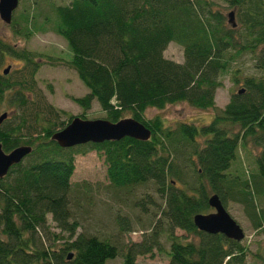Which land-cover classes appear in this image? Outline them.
I'll return each mask as SVG.
<instances>
[{"label":"trees","instance_id":"obj_1","mask_svg":"<svg viewBox=\"0 0 264 264\" xmlns=\"http://www.w3.org/2000/svg\"><path fill=\"white\" fill-rule=\"evenodd\" d=\"M223 2L234 12V28L210 0H70L51 8L54 19L45 23L69 52L55 63L74 72L86 89L72 102L86 112L94 100L110 123L135 120L149 131L147 141L125 137L59 148L50 137L72 118L60 120L65 113L47 104L34 82L40 63L53 65L56 59L39 61L0 39V67L6 58L21 63L13 72L0 71V115L6 114L0 149L30 148L0 179V264H105L117 257L134 264L137 256L161 251L157 226L124 247L76 232L66 192L74 157L88 152L102 157L114 188L153 185L161 200L158 217L167 225L166 264L245 263L241 241L199 232L192 223L195 215L209 213L207 198L216 195L224 209L227 201L240 205L251 229L264 235V208L256 203L264 195V0ZM22 21L25 37L34 24L29 14ZM169 43L181 47L182 63L163 58ZM242 55L251 59L253 74L238 78L234 71L232 83L241 88L207 124L168 128L158 117L143 119L146 109L178 103L215 109L220 78ZM246 146L257 150L253 171L229 173L238 149ZM116 225L118 233L129 232L124 218ZM175 229L191 239L181 242Z\"/></svg>","mask_w":264,"mask_h":264},{"label":"rangeland","instance_id":"obj_2","mask_svg":"<svg viewBox=\"0 0 264 264\" xmlns=\"http://www.w3.org/2000/svg\"><path fill=\"white\" fill-rule=\"evenodd\" d=\"M70 0H18L16 10L12 13L11 19L14 26L5 25L0 21V39L12 43L16 48H21L39 56V61H46L45 57L56 59L53 65L40 63L39 69L34 76L36 92L44 98L47 104L56 110H61L65 116L60 120H66V117L80 118L84 120H103L104 115L99 110L97 103L93 100L89 110H82L72 102V98H79L86 94V89L77 79L74 72L60 65L58 60H65L69 57V52L64 41L52 32V27L45 22L54 19L52 14L53 6L66 5ZM217 10L225 16L230 8L223 0H210ZM33 19L31 34L23 36L24 26L22 17L27 16ZM52 16V17H51ZM49 17V19H48ZM226 21V18H225ZM227 26V24L225 23ZM163 58L175 63H182V49L175 43H169L165 48ZM38 61V59H36ZM47 62V61H46ZM247 55L238 57L230 64V71H227L220 78V88L214 93L213 110H196L184 103L169 105L162 110L146 109L143 113L144 120H150L158 117L164 127L172 128L178 123L192 124L201 127L207 124L217 109H222L232 93H235L241 84L234 85L232 77L234 71L238 78L241 76L252 75V63ZM9 66V70L21 67V63L16 60L6 58L0 71ZM15 76V73H9ZM11 110V109H10ZM8 112V110H7ZM12 114H8L11 119ZM128 118V117H126ZM198 146L202 144V139H197ZM257 150L252 146H246L245 150L238 149L237 159L232 162L229 173L234 174L240 170L249 176V172L254 169V157ZM68 209L71 219L78 224L77 233L86 232L95 234L101 238H109L116 241L119 246L124 247L130 242H139L141 238L148 235L154 226L159 231L158 239L160 252L153 250L150 255L137 256L134 264H166L169 242L166 239L167 225L158 217L161 200L154 193V187L151 183H145L135 186L131 189H117L108 182L105 173V165L102 157L95 152H88L84 155L74 157L73 172L68 180V189L66 192ZM138 204V206L134 204ZM259 208H264V195L259 197L256 202ZM143 205V208L139 206ZM227 214L237 223L243 231L241 244L246 247L247 255L244 264H261L264 259V235L251 229L250 224L243 213L240 205L227 201L225 206ZM212 212L210 209L209 213ZM47 223L51 230L53 228L50 217L47 216ZM117 218H124L127 221L129 232L118 233L116 225ZM175 236L180 238L181 242L189 241L191 238L178 229L173 230ZM105 264H123L122 259L117 257L114 260L107 261Z\"/></svg>","mask_w":264,"mask_h":264},{"label":"water","instance_id":"obj_3","mask_svg":"<svg viewBox=\"0 0 264 264\" xmlns=\"http://www.w3.org/2000/svg\"><path fill=\"white\" fill-rule=\"evenodd\" d=\"M18 0H0V21L9 25L12 13L16 10ZM226 23L230 28L235 27L234 12L226 15ZM9 67L2 70L6 74ZM6 118V114L0 115V123ZM149 131L131 118H125L110 123L106 120H84L72 118L60 131L54 133L50 140L59 148H72L86 143L100 144L102 142L118 141L122 138H131L138 141H147ZM30 152L29 147L21 146L4 153L0 149V179L8 172L9 168L18 164ZM207 205L212 209L211 213L198 214L192 218L195 229L208 235H222L224 238L240 242L244 235L237 223L227 214L216 195L207 198Z\"/></svg>","mask_w":264,"mask_h":264}]
</instances>
